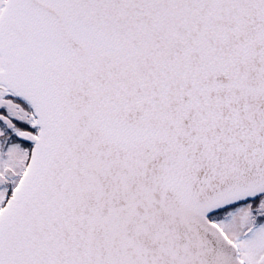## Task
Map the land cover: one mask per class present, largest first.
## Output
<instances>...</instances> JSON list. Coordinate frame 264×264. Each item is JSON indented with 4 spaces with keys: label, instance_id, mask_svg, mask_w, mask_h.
Masks as SVG:
<instances>
[{
    "label": "snow or ice",
    "instance_id": "snow-or-ice-1",
    "mask_svg": "<svg viewBox=\"0 0 264 264\" xmlns=\"http://www.w3.org/2000/svg\"><path fill=\"white\" fill-rule=\"evenodd\" d=\"M0 264H264V0H0Z\"/></svg>",
    "mask_w": 264,
    "mask_h": 264
}]
</instances>
